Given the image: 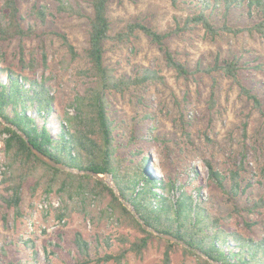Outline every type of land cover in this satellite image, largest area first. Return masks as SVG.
Here are the masks:
<instances>
[{
  "label": "rangeland",
  "instance_id": "1",
  "mask_svg": "<svg viewBox=\"0 0 264 264\" xmlns=\"http://www.w3.org/2000/svg\"><path fill=\"white\" fill-rule=\"evenodd\" d=\"M69 1L91 15L90 0ZM189 1L180 0L174 5L171 0H113L108 6L112 34L124 31L129 23L137 21L160 33L168 32L194 12L195 5ZM17 3L22 26L33 28L38 36L0 42V68L46 83L55 98V113L49 119L54 126L57 117L74 115L71 104L87 83L80 75L87 65L85 60L71 62L56 34H65L83 54L87 47L88 22L85 18L57 14L56 4L45 0H17ZM45 4L49 10L42 23L34 8ZM3 5L4 0H0V12ZM212 21L216 28L223 26L221 12L212 15ZM228 25L233 28L250 25L247 12L242 9L231 11ZM167 45L177 59L192 70L213 65L217 58H241L247 66L241 71V77L247 87L260 96L264 112V43L257 35L244 30L237 36L221 33L212 39L197 28L169 38ZM105 48V63L117 75L133 76L144 69H154L163 77L162 81L107 96L110 115L116 124V158H123L136 147L144 148L151 155L147 166L158 177L161 173L154 169L155 166H161L167 173L189 166L198 174L195 182L201 187L202 195L212 198L221 210L227 231L253 240L264 238V212L251 214L243 209L247 198H264L261 173L264 167V117L261 113L240 94L232 79L221 73L211 76L199 73L190 79L177 77L166 65L160 49L142 33L130 42H108ZM32 58L39 66L35 71L27 67ZM0 77L4 80L6 75ZM3 140L4 136L0 138V181L7 163ZM205 160H210L227 177V190L230 172L237 171L241 186H250L246 194L231 199L228 193L210 182ZM66 171L78 174L74 169ZM107 184H114L111 176H107ZM33 187L34 181L28 180L22 190L23 217L19 220H15L13 212L0 200V259L4 263L81 264L86 257L79 245L85 242L92 257V262L86 264H116L95 262L96 253L98 250L100 254L117 251L116 239L121 234L131 240L140 235L122 227L114 212L108 209L107 202L87 197L86 207L90 206L96 216L92 219L78 211L82 206L80 200H70L57 190L46 194L43 185L36 190ZM3 194L4 186L0 185V195ZM59 213L64 217L59 218ZM107 244H110V250ZM164 247L163 243L152 241L142 259L129 253L120 264H160ZM198 263L196 256L185 257L181 249L172 254L171 264Z\"/></svg>",
  "mask_w": 264,
  "mask_h": 264
},
{
  "label": "trees",
  "instance_id": "2",
  "mask_svg": "<svg viewBox=\"0 0 264 264\" xmlns=\"http://www.w3.org/2000/svg\"><path fill=\"white\" fill-rule=\"evenodd\" d=\"M45 1L56 4L57 14L87 19L88 40L83 54L76 50L65 34H56L62 40L71 62L77 59L85 60L87 65L80 75L87 83L82 92H77L71 104L74 115L57 117L53 126L49 119L55 113L53 106L55 98L46 83L23 73L0 68V75H6L4 80L0 77V138L5 136L3 143L7 159L6 172L0 181L5 194L0 195V200L13 212L15 220L23 217L22 190L28 180H33L34 190L43 185L46 194L57 190V193H64L70 200H80L82 206L78 211L92 219H96V216L94 211L90 210V206L86 207L87 197L107 202L108 209L114 212L122 227L140 234L133 240L127 235H119L116 239L118 250L104 254H100L98 250L95 256L97 263L120 264L129 253L142 259L150 243L158 241L165 246L160 264H171L172 254L178 249L183 251L185 257L196 256L198 264H264V238L253 240L227 231L218 205L212 198L204 197L201 187L195 182V178L198 177L195 170L184 166L181 170L176 169L175 172L167 173L164 168L155 166L152 162L154 169L161 173L158 177L147 166V162L151 161L150 153L140 147L131 149L123 158H116L114 147L116 124L110 115L107 96L114 93L123 94L132 88L162 81L163 77L154 69H144L133 76L117 75L115 70L105 63L106 43L130 42L138 33H142L160 49L166 65L175 71L177 77L190 79L199 73L209 76L221 73L232 79L240 94L264 117L260 96L247 87L241 77V71L247 67L241 58L236 56L223 60L217 58L213 65L192 70L178 60L167 45L169 38L197 28L204 30L206 36L212 39L221 33L237 36L245 30L257 35L264 43V0H190L189 3L195 5L194 12L175 29L160 33L137 21L129 23L124 31L116 34H112L108 8L113 0H90L91 15L69 0ZM179 1L171 0L174 5ZM239 9L245 10L250 20V25L245 28H233L228 25L230 12ZM47 10L48 4L34 8L42 23L47 19ZM216 12H221L224 20L220 28H216L212 21V15ZM34 36L38 35L33 28H24L21 24L17 0H4L0 12V42L7 43ZM42 43L44 44L43 40ZM43 61L46 62L44 51ZM21 63H25L24 58ZM27 67L35 71L39 66L35 58H32ZM213 99L214 93L212 101ZM21 133L26 135L36 149L56 163L77 171L107 173L120 195L145 225L160 233L174 236L185 246L164 240L144 230L107 183L43 163L32 153ZM185 135L188 136L186 133ZM205 165L208 180L228 193L231 199L239 194H246L250 186H241L237 171L230 172V188L227 190V177H224L210 160H205ZM261 173L264 179V167ZM243 209L251 214L264 212V198L257 200L247 198ZM58 217L63 218L64 214L59 213ZM84 243L79 245L86 257L81 264L92 262L89 249ZM107 246L110 250V244ZM0 264L17 262L4 263L0 259Z\"/></svg>",
  "mask_w": 264,
  "mask_h": 264
},
{
  "label": "water",
  "instance_id": "3",
  "mask_svg": "<svg viewBox=\"0 0 264 264\" xmlns=\"http://www.w3.org/2000/svg\"><path fill=\"white\" fill-rule=\"evenodd\" d=\"M22 138L25 140V142L27 143V146L31 149L32 153L39 159L41 160L43 163L53 167V168H57L63 171L66 170H72L70 168H68L67 166L60 164V163H56L54 160H52L49 156L45 155L44 153L40 152L38 149H36L28 140V138L26 137V135L24 133H21ZM77 171V170H76ZM78 174L81 175H87L90 176L100 182H104L107 183V176H109L107 173L104 174H100V173H96L94 171H90V170H85V171H77ZM110 187L112 188L113 192L115 193L116 197H118V199L121 201V203L123 204L124 207H126L132 214L133 216L137 219V221L143 226L144 230L151 232L152 234H154L155 236L162 238L164 240L170 241L172 243H178L181 246H185V244L180 241L179 239L175 238L172 235L169 234H163L160 233L152 228H150L149 226L145 225L144 222L142 221V219L138 216V214L134 211V209H132V207L130 206V204L125 201L123 199V197L120 195L118 189L116 188V186L114 184L110 185Z\"/></svg>",
  "mask_w": 264,
  "mask_h": 264
},
{
  "label": "built area",
  "instance_id": "4",
  "mask_svg": "<svg viewBox=\"0 0 264 264\" xmlns=\"http://www.w3.org/2000/svg\"><path fill=\"white\" fill-rule=\"evenodd\" d=\"M4 138H5V136H4Z\"/></svg>",
  "mask_w": 264,
  "mask_h": 264
}]
</instances>
